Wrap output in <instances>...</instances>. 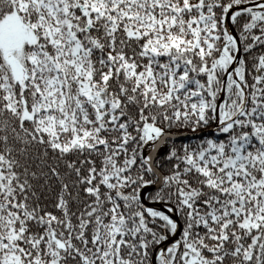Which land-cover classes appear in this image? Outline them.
Here are the masks:
<instances>
[{
  "label": "snow or ice",
  "instance_id": "obj_1",
  "mask_svg": "<svg viewBox=\"0 0 264 264\" xmlns=\"http://www.w3.org/2000/svg\"><path fill=\"white\" fill-rule=\"evenodd\" d=\"M0 264H264V0H0Z\"/></svg>",
  "mask_w": 264,
  "mask_h": 264
}]
</instances>
